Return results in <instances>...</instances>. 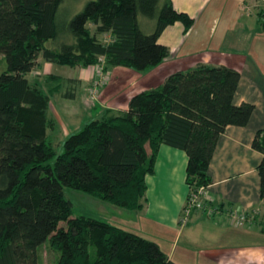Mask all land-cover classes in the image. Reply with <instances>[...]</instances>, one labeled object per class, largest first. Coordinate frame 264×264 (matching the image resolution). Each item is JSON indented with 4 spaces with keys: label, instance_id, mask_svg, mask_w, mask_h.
Instances as JSON below:
<instances>
[{
    "label": "trees",
    "instance_id": "trees-1",
    "mask_svg": "<svg viewBox=\"0 0 264 264\" xmlns=\"http://www.w3.org/2000/svg\"><path fill=\"white\" fill-rule=\"evenodd\" d=\"M60 2L0 0V57L6 63L0 73V264H39L37 247L46 239L60 251L51 264H176L136 232L71 216L63 186L141 209L144 176L154 171L158 146L165 143L186 152L187 201L210 182L207 168L220 133L228 124L245 125L254 105L232 101L238 70L198 62L133 94L126 109L86 121L58 152L47 134L54 125L47 106L59 80L46 81V89L29 83L26 74L38 58L70 66L102 58L106 66L143 71L168 55L158 41L166 25L179 21L185 32L194 23L170 0L159 9L158 0H89L61 28L55 19ZM138 14L156 18L152 32L139 28ZM103 32L110 34L105 43L96 34ZM48 40L60 42L59 49L46 46ZM251 146L262 154L257 172L263 198L264 129L255 132Z\"/></svg>",
    "mask_w": 264,
    "mask_h": 264
},
{
    "label": "crops",
    "instance_id": "crops-1",
    "mask_svg": "<svg viewBox=\"0 0 264 264\" xmlns=\"http://www.w3.org/2000/svg\"><path fill=\"white\" fill-rule=\"evenodd\" d=\"M170 2L174 9L194 18L193 25L185 32L179 21L163 28L158 41L167 46L168 55L156 66L137 71L104 65L108 80L94 101L89 100L87 88L96 77V64L71 66L73 71L62 73L54 72L56 63L44 62L59 80L49 101L54 92L64 88L58 94L59 111L54 112L48 137L54 145L61 144L72 129L78 130L108 111L126 109L133 94L157 86L168 74L198 62L238 70L232 101L249 102L254 108L245 125L224 128L208 164L210 182L204 193L219 210L213 216L194 210L181 221L189 191L185 181L187 155L181 148L161 143L154 171L144 176L143 207L131 210L135 215L127 224L122 219L110 223L155 241L176 264L264 263V197L260 196L257 172L262 154L251 146L255 132L264 129V0ZM44 84L48 87L46 81ZM68 121L73 128L67 127ZM235 210L245 213L244 222L232 223L229 214Z\"/></svg>",
    "mask_w": 264,
    "mask_h": 264
},
{
    "label": "rangeland",
    "instance_id": "rangeland-1",
    "mask_svg": "<svg viewBox=\"0 0 264 264\" xmlns=\"http://www.w3.org/2000/svg\"><path fill=\"white\" fill-rule=\"evenodd\" d=\"M88 1L89 0H61L59 6L57 8L56 15H55V19H56L58 25L61 28L66 27L69 20L72 18V16L75 13L79 12ZM163 1L164 0H158V3H157L158 9L161 6ZM137 22H138L139 28L143 32H152L154 27H155L156 18H148L146 16L138 14L137 15ZM88 27L90 28V30L92 32L94 31L95 26L92 23H88ZM96 34H97V38L100 39L101 42L105 43L106 41L110 40L109 32L96 33ZM60 37H58V39ZM60 42H63V40L61 39ZM60 42H58V44H57L55 40H48L45 43V45L52 48V49H59V45H60L59 43ZM44 62H46V61L43 60L42 58H38L37 59V65L35 67H33L32 70L30 72H28L26 75H27V78H28V81L30 84H34V85L36 84V85L42 86V88L46 89V86L44 84L45 81L53 80L54 75L56 73L52 72L51 66H49V65L45 66ZM97 63L98 62L93 63V64L97 65ZM42 64H44V65H42ZM5 66H6L5 59L3 58V56H1L0 57V73L5 69ZM53 68H54L53 69L54 72L58 71V72H62V73H67V72L69 73V70L73 71V69H74L70 65H67V64H61L60 65L57 63ZM64 84H67V83L64 82ZM63 89H64L63 86H61L58 91L54 92L53 95L51 94L52 95L51 96L52 102L49 101V104L47 106V115L51 118L54 117V114L56 113V111H59V107L56 106V101L59 100L58 94L61 93V91ZM54 98H55V100H54ZM49 100H50V98H49ZM88 119L89 118L84 119L83 122H85V120H88ZM67 127L73 128L74 125H72L68 121ZM74 131H77V129H72V132H74ZM61 149H62L61 144L56 145V150L58 152L61 151ZM63 193H64V197L67 198L71 202V210H72L71 216H79V215L90 216V217L98 218V219L105 220L108 222H111V221L118 222L116 220L122 219L121 222H126V224H127V220H132L133 215H135L134 214L135 212H133L131 210H127L123 207L116 206V205H114L108 201L100 199L99 197H97L93 194L84 192V191L79 190V189H74V188H71L69 186H63ZM131 215H132V217H131ZM129 216L131 218H129ZM65 224H66L65 221L60 222V225L64 226ZM120 224H122V223H120ZM37 254L39 256V258H38L39 264H51L57 260L59 254H60V251L58 249L52 247L51 244L49 243V240L46 239L42 244H40L37 247Z\"/></svg>",
    "mask_w": 264,
    "mask_h": 264
},
{
    "label": "built area",
    "instance_id": "built-area-1",
    "mask_svg": "<svg viewBox=\"0 0 264 264\" xmlns=\"http://www.w3.org/2000/svg\"><path fill=\"white\" fill-rule=\"evenodd\" d=\"M95 74L96 77L92 80L87 88V95L89 100L91 101H94L97 98L99 88L108 80V75L104 70V63L102 58H100V61L96 65ZM203 188L204 187L202 186L197 193L190 194L183 208L181 219L182 222H184L187 219V216L194 210H202L209 216H213L219 210L217 205H214L212 198L204 193ZM229 216L230 220L234 224H239L246 220L245 213L238 212L236 210L231 211Z\"/></svg>",
    "mask_w": 264,
    "mask_h": 264
}]
</instances>
